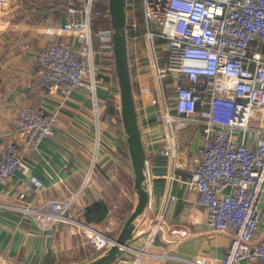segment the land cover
Instances as JSON below:
<instances>
[{
    "label": "crops",
    "instance_id": "1",
    "mask_svg": "<svg viewBox=\"0 0 264 264\" xmlns=\"http://www.w3.org/2000/svg\"><path fill=\"white\" fill-rule=\"evenodd\" d=\"M86 3L87 0H0V150L10 143L20 145L29 167L0 186L2 264H94L108 252L99 254L89 246L86 232L117 240L139 203L122 118L108 112L114 104L121 113L119 85L114 82L112 29L108 24L96 29L98 18L92 21L95 87L86 75L85 87L64 97L59 88L45 85L40 76L39 55L49 46L67 42L79 52L78 34L65 32L64 26L67 11L83 8ZM101 28L100 39L97 34ZM140 53L138 76L142 80L151 78L153 84L149 94L136 100L147 157L150 205L136 222L133 242L114 264H222L232 234L208 226L207 210L198 206L197 193L185 185L203 145L205 127L186 123L177 132L170 130L164 123L165 98L148 59ZM172 83L171 78L166 80L170 110L177 117ZM23 107L55 114L58 123L54 135L40 145H25L24 137L15 128L18 111ZM172 146L174 159L164 155ZM173 171L177 182L171 202L166 198L165 177ZM75 197L62 217L50 212V202ZM99 203L108 208L107 218L101 223L89 222L87 211ZM28 208L38 211V215L20 211ZM259 209L263 223L255 240L264 237V199ZM154 231L155 242L148 254L142 255Z\"/></svg>",
    "mask_w": 264,
    "mask_h": 264
},
{
    "label": "built area",
    "instance_id": "2",
    "mask_svg": "<svg viewBox=\"0 0 264 264\" xmlns=\"http://www.w3.org/2000/svg\"><path fill=\"white\" fill-rule=\"evenodd\" d=\"M147 43L145 58L165 98L164 123L177 132L186 123L203 125L204 142L185 185L208 212V226L232 234L222 264H264V237L259 205L264 199V0H139ZM94 0L70 8L64 31L76 33L79 52L67 42L53 44L39 55L41 79L64 97L85 87L86 75L97 84L94 59ZM101 28L97 37L101 39ZM173 80L175 117L166 80ZM99 105L94 110L98 118ZM58 118L44 110L19 109L15 128L25 145H40L54 135ZM23 148L10 143L0 150V186L19 171H28ZM174 159L175 146L164 152ZM166 198L173 202L175 171L165 177ZM34 184L40 188L39 183ZM230 194H226V190ZM52 201L50 212L62 217L75 202ZM20 210V209H17ZM21 212L38 215L33 209ZM90 246L107 253L112 241L87 231ZM154 231L142 255L154 244ZM136 262L135 264H137Z\"/></svg>",
    "mask_w": 264,
    "mask_h": 264
},
{
    "label": "water",
    "instance_id": "3",
    "mask_svg": "<svg viewBox=\"0 0 264 264\" xmlns=\"http://www.w3.org/2000/svg\"><path fill=\"white\" fill-rule=\"evenodd\" d=\"M108 7L111 28L114 33L113 52L120 91L122 122L127 137L129 155L135 176V190L139 203L136 211L126 222L119 238L112 241L111 249L94 264L116 263L123 251H126L133 242L137 232L136 222L145 215L150 205V193L147 186V157L139 125L129 64L127 39L128 0H109Z\"/></svg>",
    "mask_w": 264,
    "mask_h": 264
},
{
    "label": "trees",
    "instance_id": "4",
    "mask_svg": "<svg viewBox=\"0 0 264 264\" xmlns=\"http://www.w3.org/2000/svg\"><path fill=\"white\" fill-rule=\"evenodd\" d=\"M108 1L109 0H94V7H93L94 13L98 11L109 12ZM127 12H128L127 38H128V48H129V64H130V71L132 77L133 93L136 103L138 96L142 94H149L153 90V84L151 78L150 80L149 79L142 80L140 76H138L139 74L137 71L138 49H136V46L142 42L145 32L143 28V17L140 8V1L128 0ZM104 24H108L106 26L112 29L110 14L108 17L98 18V20L95 22V28L97 29L98 26H103ZM114 82L118 83L116 75H114ZM114 102L115 99L113 100L112 103ZM108 112L109 114L117 118H122V114L115 108L114 104H111V106L108 109ZM107 215H108V208L104 204L99 203L96 204L92 209H89L87 211V220L89 222L101 223L107 218Z\"/></svg>",
    "mask_w": 264,
    "mask_h": 264
},
{
    "label": "rangeland",
    "instance_id": "5",
    "mask_svg": "<svg viewBox=\"0 0 264 264\" xmlns=\"http://www.w3.org/2000/svg\"><path fill=\"white\" fill-rule=\"evenodd\" d=\"M143 28H144V25H143ZM146 42L147 41H146L145 37L143 36L142 42L136 46V49H138V54L137 55L141 56V53L139 54V51L142 52V55H144L147 52V43ZM144 59H145V55H144ZM131 186H132V183H131ZM88 245L90 246V244H88Z\"/></svg>",
    "mask_w": 264,
    "mask_h": 264
}]
</instances>
